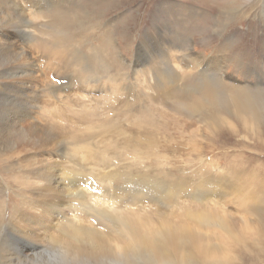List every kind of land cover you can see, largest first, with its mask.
<instances>
[{
	"label": "rangeland",
	"instance_id": "obj_1",
	"mask_svg": "<svg viewBox=\"0 0 264 264\" xmlns=\"http://www.w3.org/2000/svg\"><path fill=\"white\" fill-rule=\"evenodd\" d=\"M44 6L25 7L32 38L27 58L36 68L33 84L45 90L31 119L45 127L43 133L60 137L57 153L75 155L95 173L170 175L193 183L198 175L218 176V170L228 168L231 182L244 193L261 181L264 0H45ZM4 36L19 42L11 28ZM48 86L57 91L48 94ZM245 94L254 102L253 110L235 106ZM22 167L21 159L0 156L4 223L17 201ZM234 194H212L209 202L201 200V208L233 213L237 221L259 220L264 234V208L247 213L240 204L243 195ZM259 201L264 205V198ZM193 206L191 197L181 195L162 210L175 222ZM207 230L215 237L223 233ZM252 236L245 234L248 240L239 247L228 239V249L235 253L231 264H264V241L258 235L252 243Z\"/></svg>",
	"mask_w": 264,
	"mask_h": 264
},
{
	"label": "bare ground",
	"instance_id": "obj_2",
	"mask_svg": "<svg viewBox=\"0 0 264 264\" xmlns=\"http://www.w3.org/2000/svg\"><path fill=\"white\" fill-rule=\"evenodd\" d=\"M44 4L45 0L0 1V156L6 160L21 159L23 166L21 188L6 223L2 221L0 207V264H229L234 252L228 249L231 246L228 239L236 242L237 247L243 239L248 240L247 233L254 234L252 243L258 241V235L264 241L259 220L237 221L233 213L223 210L212 213L201 208L202 199L208 201L212 194L231 191L243 195L240 204L245 212L262 210L264 205L259 200H263L264 194H258L264 192V177L244 193L243 188L231 182L228 168L218 170V176L198 175L190 183L170 175H167L169 179H156L141 172L140 175L110 170L95 173L75 155L69 158L57 153L55 145L60 137L54 132L43 133L45 127L39 128L31 119L45 90L33 84L36 68L28 62L26 46L31 33L25 7L42 8ZM9 28L16 32L15 39L21 44L6 41L4 31ZM166 45L175 47L169 40ZM30 81L33 87L28 84ZM56 91L55 86H48V94ZM244 97L235 100V106L253 110L254 102L248 95ZM181 195L191 197L193 209L186 207L177 216L178 221H170L162 207L171 205ZM5 201L1 200L0 204ZM210 228L223 233L219 237L207 235Z\"/></svg>",
	"mask_w": 264,
	"mask_h": 264
}]
</instances>
